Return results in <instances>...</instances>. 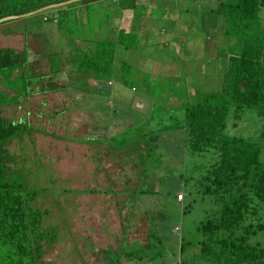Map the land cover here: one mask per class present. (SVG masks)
Segmentation results:
<instances>
[{
  "label": "rangeland",
  "instance_id": "374dc122",
  "mask_svg": "<svg viewBox=\"0 0 264 264\" xmlns=\"http://www.w3.org/2000/svg\"><path fill=\"white\" fill-rule=\"evenodd\" d=\"M215 2L141 0L135 8L144 14L150 11L149 22L156 24L140 30L137 53L124 47L115 51L114 61L124 59L128 65L116 67L109 75L111 84L102 89L91 86L92 74L65 72L54 82L75 85L44 98L29 94L35 83L27 84L36 74L33 67L22 65L19 73L10 76L7 69L0 71L1 114L28 125L5 143L9 173L37 189L31 204L45 209L43 226L57 228L56 238L44 244L37 264H92L102 254L106 239L114 238L112 234L124 225L127 213L120 211L125 208L124 198L128 210L136 209L153 233L148 246L135 241L108 251L112 260L121 258L124 249L141 254L149 247L150 254L166 264L180 260L212 264L198 251L204 235L197 226L217 213L219 203L213 195L199 192L198 178L216 158V150L190 151L180 129L159 130L183 119L181 102L193 99L195 90L221 84L226 39L219 15L210 12ZM107 3L111 9L122 2ZM63 14L61 23L70 27L72 21H66L70 15ZM40 16L41 12L0 21V46L8 43L14 30L40 32L52 24ZM46 29L42 36L48 43L51 33ZM107 100L114 112L108 111ZM143 130L154 132L142 138ZM224 132L263 144L264 115L243 107L234 118L231 107ZM133 136L139 141H131ZM123 138L125 145L120 147ZM260 157L264 158V147ZM177 192L182 199H176ZM251 220L264 222V211ZM131 229L134 239L137 232ZM144 232L146 227L141 225L138 236L145 238ZM178 239L184 244L180 251ZM249 240L264 244V228ZM6 261L0 248V264Z\"/></svg>",
  "mask_w": 264,
  "mask_h": 264
},
{
  "label": "trees",
  "instance_id": "16d2710c",
  "mask_svg": "<svg viewBox=\"0 0 264 264\" xmlns=\"http://www.w3.org/2000/svg\"><path fill=\"white\" fill-rule=\"evenodd\" d=\"M59 1L63 0H0V16ZM56 8L40 12L51 13ZM211 11L219 15L217 20L226 39L221 84L214 89L195 90L193 99L181 102L183 119L163 125L159 131L180 129L190 151L216 150V158L198 178L199 192L213 195L219 203L217 213L199 221L197 226L204 235L198 241L200 255L212 264H264V244L249 240L264 228L263 221L251 220V216L264 211V158L260 157L264 143L224 132L231 107L234 118L243 107L264 115V0H216ZM128 35L134 37L132 32L119 28L114 41L97 42L91 52L77 54V71L108 80L114 43L132 46L126 39ZM25 59L24 50L0 46V71L7 69V76L15 67H21ZM127 65L121 60L119 69H126ZM50 69L52 73L57 71L53 58ZM42 76L32 75L27 84L34 80L33 87H39L38 91L63 87L51 75L46 80ZM33 87L31 92L36 91ZM1 103L0 100V106ZM26 127L25 123L9 119L0 111V248L7 260L4 264H37L44 244L51 243L57 235L55 226L42 225L45 209L31 204L37 189L9 173L5 143ZM152 132L143 130L142 138L150 137ZM135 140L139 141L131 137V141ZM121 141L118 146L123 147L125 139Z\"/></svg>",
  "mask_w": 264,
  "mask_h": 264
},
{
  "label": "crops",
  "instance_id": "0c3cea01",
  "mask_svg": "<svg viewBox=\"0 0 264 264\" xmlns=\"http://www.w3.org/2000/svg\"><path fill=\"white\" fill-rule=\"evenodd\" d=\"M110 1L118 2L120 0ZM121 2L122 3H117L115 7L108 9L107 0H67L61 5L54 6L58 8L54 9L51 13H41L40 18L42 20H50L52 22L51 25L41 28L40 32L36 29L30 30V28L26 31L22 29L14 30L10 32L11 38H9L6 45L11 46L15 50H24L26 59L23 65L33 67L36 73L45 75L44 78L51 75L54 78L53 81H56L59 79V77H57L59 73L62 74L68 72L70 75L76 73H87L92 74L90 78L91 86L94 89H102L104 85L111 84L109 79L104 81L96 78L93 73L79 70L77 72L78 63L76 61V55L81 52H91L97 42L114 41L117 37L119 28L132 32L136 36L134 39H130L133 45L129 47L123 46L122 43H114V55L115 51L122 47L131 51L134 50L135 52L132 53H137L138 47L136 38L140 33V30L156 24V21L154 23L149 22V19L152 18L150 11H147L146 14H144L143 11L135 8V5L141 3V0H121ZM87 8L89 9L86 13L85 10ZM61 11L64 12L63 15H70L69 18H66V21H72L70 27L66 28L61 23ZM53 14L56 15V21H53L50 18H43V15L50 16ZM48 28L51 33V40L47 43V40L42 36V33H44L45 29L46 33H48ZM100 34L102 37L99 38L98 36H100ZM52 58L55 59L57 63V71L53 74L50 69ZM119 63L120 62L116 63L113 58L112 71L116 67H118V69L120 68ZM20 69V66L15 67L12 74L19 73ZM60 84L63 85L61 89L46 90L44 92L38 91L39 87L34 86L33 88L36 91L29 94L40 95L41 97L46 98V94L50 96L52 92L67 90L75 85V83H72L73 86L70 84V87H67L68 83L63 82ZM106 103L109 107L108 111L112 110L113 105H111L110 101L107 100ZM125 199L126 198L121 200L125 208L120 209V211L125 209L124 211L127 213L125 216L126 218L124 219V225L120 227V230L118 229V234L116 232L112 234L114 238L109 236L111 238L106 239L104 247L101 248L102 254L97 259H94L92 264H166V261L159 260V258L155 257V255L152 253L150 254L151 250L149 247L141 251V254L140 252H136L135 249H124L121 251V258L118 257L114 260L107 255L108 251H118L121 244L129 246V243L137 241L140 242L139 244L141 245L148 246L150 242L149 237L153 233L151 231L150 224L146 223V220H144L143 217L142 221L138 218L136 209L131 208L128 210V206H125ZM180 199H182V197ZM140 224L142 225V228L146 227V234L144 232L145 238L142 237V235L138 236V229L141 227ZM131 228L137 232V234L133 235L134 239H131L130 237L129 232L132 231ZM172 228L176 229L177 227L174 225ZM106 234L110 235L109 233ZM176 243H178L179 251L184 249V244L181 245V241L179 243V239L176 240ZM182 262L180 260L179 264H182ZM176 264L178 263L176 262Z\"/></svg>",
  "mask_w": 264,
  "mask_h": 264
},
{
  "label": "water",
  "instance_id": "95a60500",
  "mask_svg": "<svg viewBox=\"0 0 264 264\" xmlns=\"http://www.w3.org/2000/svg\"><path fill=\"white\" fill-rule=\"evenodd\" d=\"M66 1L67 0H63V1H59V2H54V3H48V4H45V5L39 6V7L35 8V9L28 10V11L21 12V13H17V14H5V15H1L0 16V21L6 20V19H10V18L20 17V16H24V15H28V14H32V13H36V12H40V11L45 10L47 8L61 5L64 2H66Z\"/></svg>",
  "mask_w": 264,
  "mask_h": 264
},
{
  "label": "built area",
  "instance_id": "2783aa9c",
  "mask_svg": "<svg viewBox=\"0 0 264 264\" xmlns=\"http://www.w3.org/2000/svg\"><path fill=\"white\" fill-rule=\"evenodd\" d=\"M43 18L46 19V18H50L52 19L53 21H56V15L53 14V15H50V16H47V15H43ZM182 197V194L180 192H177L176 193V198L177 199H180Z\"/></svg>",
  "mask_w": 264,
  "mask_h": 264
}]
</instances>
